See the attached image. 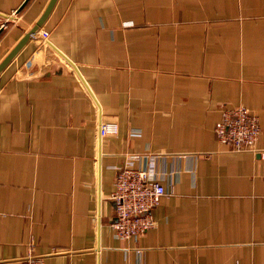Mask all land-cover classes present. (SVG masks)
<instances>
[{"label":"crops","instance_id":"crops-1","mask_svg":"<svg viewBox=\"0 0 264 264\" xmlns=\"http://www.w3.org/2000/svg\"><path fill=\"white\" fill-rule=\"evenodd\" d=\"M0 0V64L52 0ZM43 32L49 33L48 37ZM224 106L254 152L218 143ZM102 122L117 134L100 137ZM166 188L155 227L113 228L115 177ZM264 264V0H56L0 73V264Z\"/></svg>","mask_w":264,"mask_h":264},{"label":"built area","instance_id":"built-area-1","mask_svg":"<svg viewBox=\"0 0 264 264\" xmlns=\"http://www.w3.org/2000/svg\"><path fill=\"white\" fill-rule=\"evenodd\" d=\"M2 18V17H0ZM7 22L8 18L5 19ZM0 28H7V22ZM44 37L48 35L45 33ZM100 137L117 134V124L102 122ZM261 134L258 117L243 106H224L221 120L215 126V135L220 145L232 152H254ZM163 183L149 170L124 167L115 177V190L111 199L115 202L113 228L121 240L140 236L155 227L153 210L167 194ZM16 264H44L43 256L30 250Z\"/></svg>","mask_w":264,"mask_h":264},{"label":"water","instance_id":"water-1","mask_svg":"<svg viewBox=\"0 0 264 264\" xmlns=\"http://www.w3.org/2000/svg\"><path fill=\"white\" fill-rule=\"evenodd\" d=\"M29 0L25 2V4L22 6L20 10H18L16 13H19L28 3ZM56 0H52L48 6V8L45 10L44 14L40 18V20L37 22L33 30H31L28 34L24 36V38L19 42V44L10 52V54L3 60V62L0 64V73L1 71L9 64V62L15 57V55L23 48V46L27 43V41L31 38V36L43 25L47 17L52 11L53 5ZM5 29L0 28V35L4 32Z\"/></svg>","mask_w":264,"mask_h":264},{"label":"rangeland","instance_id":"rangeland-1","mask_svg":"<svg viewBox=\"0 0 264 264\" xmlns=\"http://www.w3.org/2000/svg\"><path fill=\"white\" fill-rule=\"evenodd\" d=\"M47 34V35H49V33H47V32H43V36H44V34ZM105 123H108V122H105ZM115 123V122H114ZM108 124H110V123H108ZM110 135V134H109ZM115 135V134H114Z\"/></svg>","mask_w":264,"mask_h":264}]
</instances>
